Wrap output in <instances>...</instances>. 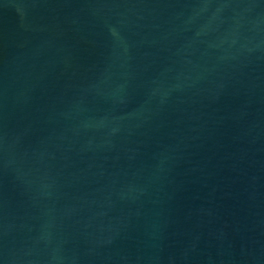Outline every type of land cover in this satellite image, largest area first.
I'll return each mask as SVG.
<instances>
[{
    "label": "water",
    "instance_id": "obj_1",
    "mask_svg": "<svg viewBox=\"0 0 264 264\" xmlns=\"http://www.w3.org/2000/svg\"><path fill=\"white\" fill-rule=\"evenodd\" d=\"M0 264H264V0H0Z\"/></svg>",
    "mask_w": 264,
    "mask_h": 264
}]
</instances>
